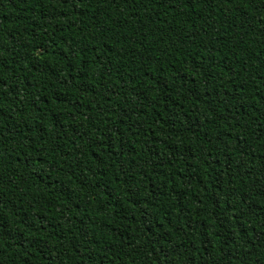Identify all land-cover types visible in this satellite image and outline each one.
<instances>
[{"label":"trees","instance_id":"obj_1","mask_svg":"<svg viewBox=\"0 0 264 264\" xmlns=\"http://www.w3.org/2000/svg\"><path fill=\"white\" fill-rule=\"evenodd\" d=\"M0 264H264V0H0Z\"/></svg>","mask_w":264,"mask_h":264}]
</instances>
